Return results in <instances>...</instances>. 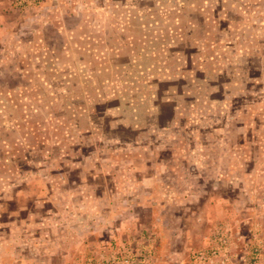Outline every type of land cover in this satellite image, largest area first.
I'll list each match as a JSON object with an SVG mask.
<instances>
[{"label": "rangeland", "instance_id": "rangeland-1", "mask_svg": "<svg viewBox=\"0 0 264 264\" xmlns=\"http://www.w3.org/2000/svg\"><path fill=\"white\" fill-rule=\"evenodd\" d=\"M70 3L8 11L0 264H264V0Z\"/></svg>", "mask_w": 264, "mask_h": 264}, {"label": "crops", "instance_id": "crops-1", "mask_svg": "<svg viewBox=\"0 0 264 264\" xmlns=\"http://www.w3.org/2000/svg\"><path fill=\"white\" fill-rule=\"evenodd\" d=\"M82 1L85 2V0H70V4H66L65 7H68L69 5H73V3L75 4V6L73 5V7L71 9H73L74 7L79 11L80 9H84V7H86L85 5L86 4H80L82 3ZM96 1V0H95ZM58 3H62V0H53V5L51 6L52 8L55 7V5ZM91 2V1H90ZM68 3V2H66ZM79 4V5H78ZM62 6V4H60ZM12 7H16L12 0H0V44L1 42H5V36L4 34L7 32V31H10L12 28H11V21L8 19L9 15H8V11L12 8ZM17 8V7H16ZM70 9V8H68ZM82 13V12H81ZM16 19H18L16 17ZM22 21V20H20ZM19 21V22H20ZM18 25V23H17ZM9 33V32H7ZM2 50H0V56H3L2 55Z\"/></svg>", "mask_w": 264, "mask_h": 264}, {"label": "built area", "instance_id": "built-area-1", "mask_svg": "<svg viewBox=\"0 0 264 264\" xmlns=\"http://www.w3.org/2000/svg\"><path fill=\"white\" fill-rule=\"evenodd\" d=\"M41 1L43 0H13V4L19 9H27L35 7ZM125 263L129 264V261L127 260Z\"/></svg>", "mask_w": 264, "mask_h": 264}]
</instances>
